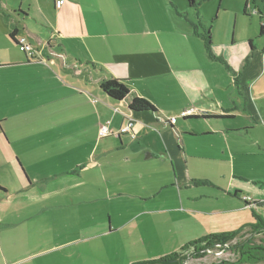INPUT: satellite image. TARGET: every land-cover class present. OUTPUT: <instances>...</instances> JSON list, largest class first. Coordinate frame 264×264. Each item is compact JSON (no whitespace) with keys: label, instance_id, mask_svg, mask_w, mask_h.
I'll list each match as a JSON object with an SVG mask.
<instances>
[{"label":"crops","instance_id":"1","mask_svg":"<svg viewBox=\"0 0 264 264\" xmlns=\"http://www.w3.org/2000/svg\"><path fill=\"white\" fill-rule=\"evenodd\" d=\"M57 1L0 0V264H135L264 220L263 4L240 42L211 28L222 62L187 3Z\"/></svg>","mask_w":264,"mask_h":264},{"label":"trees","instance_id":"2","mask_svg":"<svg viewBox=\"0 0 264 264\" xmlns=\"http://www.w3.org/2000/svg\"><path fill=\"white\" fill-rule=\"evenodd\" d=\"M187 1L190 6H195L197 4L195 0H187ZM260 1L264 3V0H260ZM248 5H249V0H246L245 8H244L245 14H247ZM262 35H264L263 23L260 24V28H259V36ZM11 37L16 43H18L17 39L15 38L16 37L15 32L11 34ZM202 37L204 38L205 41V49L207 54L213 59H219L213 54L212 51V47H211L212 37H211L210 27L209 28L206 27L205 32L202 33ZM251 43L252 41H250V44ZM219 60L224 62L223 59H219ZM101 89L109 97L117 101L124 100L130 94V89L128 88V86L123 81L115 77H110L102 81ZM129 108L132 111H137V112L150 111V110L156 111L155 106L150 101L139 96H134L132 98V100L129 103ZM0 188L2 187L0 186ZM255 218H256V222L250 226L249 233H251V236L233 245L234 250L238 253L237 261L239 263H242V261L255 262V261L264 260V239H262V241L258 244L254 241V235L264 233V220L257 214H255ZM244 234L245 233H243L242 230L222 233V234H211L206 238H203L202 240H197L195 242L187 244L182 248L180 252H176L172 255L165 256L157 260H150L135 264H183V261H185L189 256H192L193 258L203 257L210 247H213L215 245L225 247L226 244H229L238 237H242Z\"/></svg>","mask_w":264,"mask_h":264},{"label":"rangeland","instance_id":"3","mask_svg":"<svg viewBox=\"0 0 264 264\" xmlns=\"http://www.w3.org/2000/svg\"><path fill=\"white\" fill-rule=\"evenodd\" d=\"M179 3H188L187 0H177ZM196 5L191 6L194 17L196 14L201 16L206 26L213 28L216 33L231 37L233 35L238 38V32H251L256 28L258 29V18L260 15L252 13V9H255V1L249 0L247 8V14L244 13L246 0H195ZM260 1V0H256ZM261 2V1H260ZM262 9L264 11V3ZM257 6V5H256ZM176 9V8H175ZM181 16H186L185 12H179ZM158 17L167 18V12L165 8L159 10ZM239 41V38L236 39ZM240 42V41H239ZM238 42V43H239ZM240 44V43H239ZM247 45V43H246ZM259 171L264 172V165L259 166ZM264 194V193H263ZM251 236V233L244 234L242 237H238L229 243V246L223 247L215 245L210 247L206 254L200 258H193L189 256L183 264H264V260L261 261H249L239 263L237 261L238 253L234 250L233 245L239 241ZM264 239V233L254 235V241L258 244ZM262 244V243H261ZM186 254V253H185Z\"/></svg>","mask_w":264,"mask_h":264},{"label":"built area","instance_id":"4","mask_svg":"<svg viewBox=\"0 0 264 264\" xmlns=\"http://www.w3.org/2000/svg\"><path fill=\"white\" fill-rule=\"evenodd\" d=\"M57 3H61V0H58ZM255 10V9H254ZM256 12V11H255ZM18 45L21 48L22 51H24L29 57H35L37 55L36 50L32 47L31 44H29L26 40V38L21 37L17 39ZM194 109H188L185 110L182 115L188 116L193 114ZM172 121H174V118H172ZM133 127V122L129 120L124 126H122L118 131L114 132L107 124L100 126V135L101 136H109V135H116L120 136L123 133H130ZM134 136V135H133ZM246 200H249L248 198ZM229 244L225 245L228 246Z\"/></svg>","mask_w":264,"mask_h":264}]
</instances>
